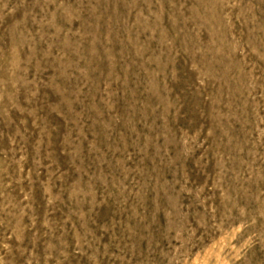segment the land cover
<instances>
[{
  "label": "rangeland",
  "instance_id": "374dc122",
  "mask_svg": "<svg viewBox=\"0 0 264 264\" xmlns=\"http://www.w3.org/2000/svg\"><path fill=\"white\" fill-rule=\"evenodd\" d=\"M0 264H264V0H0Z\"/></svg>",
  "mask_w": 264,
  "mask_h": 264
}]
</instances>
